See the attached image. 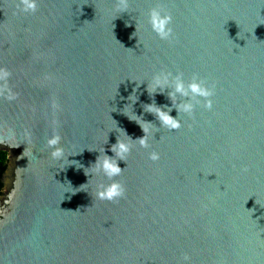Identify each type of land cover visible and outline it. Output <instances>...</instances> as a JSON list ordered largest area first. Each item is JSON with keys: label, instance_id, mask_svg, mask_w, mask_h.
I'll return each mask as SVG.
<instances>
[{"label": "water", "instance_id": "water-1", "mask_svg": "<svg viewBox=\"0 0 264 264\" xmlns=\"http://www.w3.org/2000/svg\"><path fill=\"white\" fill-rule=\"evenodd\" d=\"M17 4L0 0V264H264V0ZM153 7L171 13L169 39ZM161 69L214 84L212 108L161 127L145 108L172 103L147 90ZM133 112L159 131L118 161L124 195L99 200L107 178L84 169L114 155L116 127L144 135ZM54 129L82 167L51 158Z\"/></svg>", "mask_w": 264, "mask_h": 264}, {"label": "clouds", "instance_id": "clouds-1", "mask_svg": "<svg viewBox=\"0 0 264 264\" xmlns=\"http://www.w3.org/2000/svg\"><path fill=\"white\" fill-rule=\"evenodd\" d=\"M39 0H18L17 7L21 12L29 13L35 12L38 7ZM117 10L120 12L127 11L128 0H114ZM148 23L151 25L152 30L161 38L169 39L172 36L173 29L171 27L172 16L170 12L164 11L159 7H153L147 14ZM10 76V72L5 68H0V81H4V86L7 85V78ZM147 90L149 94H154L157 91L164 92L168 89V97L171 100V105H157L155 102L145 105L147 111L156 115L160 121L161 127L169 130H175L182 126V121L179 118L181 113L191 115L196 106L202 104L206 109H211L214 95L215 85L207 84L197 74H194L191 79L185 80L183 73H173L170 70L161 69L153 73L150 80H147ZM139 81L138 83H142ZM135 92V89H133ZM9 99L14 98V94H11L9 90ZM137 97L130 95L129 100L135 101ZM129 105V104H128ZM126 106V105H125ZM177 109V116L171 115L172 109ZM140 117L133 112L130 119L136 120L142 127L144 135L135 139L131 138L124 130L123 135L119 134L120 128H117L116 142L111 145V151L114 155H108L105 153L104 147L99 149V155L94 163L85 168V174L91 173V175L102 174L107 178V183L101 182L95 188V197L99 200H116L122 197L125 193V186L120 180L115 179L120 176L123 169L120 167L118 161H126L127 156L133 149V146L138 144L141 148H150V141L154 139V133L159 131L155 127H151L153 123L144 121L143 119H136ZM141 118V117H140ZM143 121V122H141ZM61 136L58 131L53 130V134L47 139V145L51 149L50 156L54 161L63 163L68 161L71 164H76L78 167H82L78 161H69V155H75L76 153H66L61 145ZM21 155L24 156L22 153ZM149 159L155 161L160 158L159 152L151 150L148 153ZM68 163V164H69ZM75 189V188H73ZM75 189L73 193L78 191ZM184 261L189 264L190 257L185 254Z\"/></svg>", "mask_w": 264, "mask_h": 264}, {"label": "trees", "instance_id": "trees-1", "mask_svg": "<svg viewBox=\"0 0 264 264\" xmlns=\"http://www.w3.org/2000/svg\"><path fill=\"white\" fill-rule=\"evenodd\" d=\"M9 161L8 151L0 150V191L3 190L2 176L7 168Z\"/></svg>", "mask_w": 264, "mask_h": 264}]
</instances>
